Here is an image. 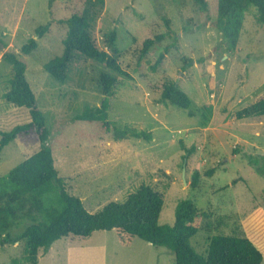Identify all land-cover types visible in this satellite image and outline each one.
<instances>
[{
  "label": "rangeland",
  "instance_id": "rangeland-1",
  "mask_svg": "<svg viewBox=\"0 0 264 264\" xmlns=\"http://www.w3.org/2000/svg\"><path fill=\"white\" fill-rule=\"evenodd\" d=\"M87 7L94 9L89 0H0V38L4 41L0 50L19 51L30 37L38 40L37 49L24 55L26 77L52 131L49 144L67 191L97 213L108 202H124L142 184L149 185L164 195L158 220L164 226L175 223L177 203L191 199L206 215L203 228L190 239L202 256L208 253L209 237L244 235L245 217L264 207V174L244 151L235 152L243 147L253 155H264V116H235L237 110L264 97V24L256 21L255 7L246 13L238 44L231 50L214 24L213 1L203 11L193 0H105L91 31L97 45L111 53L104 36L117 30L118 62L130 75H117L109 119L150 131V141L135 137L115 140L101 132L97 121L73 120L86 107L101 104L99 80L109 70L106 64L77 55L65 82L44 69L47 61L64 51L67 25L62 19ZM165 18L170 20L172 32L168 33ZM48 22L51 31L38 37L36 27ZM159 33L166 36L139 61L143 41ZM164 52L163 63L153 70ZM183 56L193 60L186 69ZM12 73L11 65L1 61L2 131L31 119L28 108L16 106L2 95ZM167 80L176 81L190 96L188 109L160 101L161 85ZM61 119L65 122L58 124ZM182 143L196 146L186 163ZM39 147L40 142L33 138L10 142L0 153V176ZM211 169L214 173L208 174ZM195 170L200 182L192 187ZM46 199L49 203V197ZM24 255L23 241L0 245V264H30ZM174 262L175 255L167 247L140 238L123 246L115 230H99L86 238L63 237L47 252L40 249L38 264Z\"/></svg>",
  "mask_w": 264,
  "mask_h": 264
},
{
  "label": "trees",
  "instance_id": "trees-1",
  "mask_svg": "<svg viewBox=\"0 0 264 264\" xmlns=\"http://www.w3.org/2000/svg\"><path fill=\"white\" fill-rule=\"evenodd\" d=\"M193 1L203 11H208L213 1L217 16L214 24L222 32L231 50L238 44L245 15L251 7L256 9V21L264 24V0ZM89 2L96 11L87 7L62 19L67 25L66 34L62 38L64 51L47 61L44 69L56 80L65 82L69 76L70 65L77 55L106 64L109 70L103 71L99 80L103 95L101 104L86 107L83 112L75 115L73 120L97 121L101 132L115 140L135 137L150 141L153 139L150 131L109 119L117 75H130L118 62L121 55L116 46L117 30L113 29L104 36L111 53L97 45L91 31L98 11L105 6V0ZM165 22L168 33L172 32L170 20L165 18ZM50 31L51 22L35 29L36 35L41 38ZM165 36L166 33H159L146 38L138 51V60L141 61L149 54ZM174 40L176 42V39ZM0 43H4L1 38ZM37 47L38 40L30 37L19 51L7 50L2 55V61L11 65L13 71L9 79L10 88L3 96L16 106L28 108L31 119L29 122L15 125L8 131L0 130V153L16 138L36 139L40 142V147L0 176V245L23 241L24 258L30 264H38L40 249L47 252L58 239L69 235L86 238L95 231L115 230L119 243L123 246H131L136 238H140L154 246L167 247L175 255L174 264H263L264 207L255 208L245 217L244 235L215 234L209 237L208 253L202 256L195 252L190 239L203 228L206 215L197 210L191 199L180 200L175 209V223L172 226H164L158 223L164 205V195L149 185L142 184L130 193L124 202H108L97 213L90 212L80 197L70 194L55 167L53 150L49 144L52 131L46 126L44 112L38 107L26 77L24 55L32 53ZM164 58L165 52L160 54L152 69L156 70ZM182 58L185 62L183 69L193 63L191 58ZM160 101L183 109L192 105L190 96L174 80H167L161 85ZM235 116L237 119L264 116V97L237 110ZM62 122L65 120H58V124ZM182 148L186 152L183 155L186 163L196 146L187 147L182 143ZM243 151L257 170L264 174V155H253L243 147L235 152ZM212 173L214 169L208 171V174ZM199 182L200 174L195 170L191 186L197 187ZM46 196L50 199L49 203Z\"/></svg>",
  "mask_w": 264,
  "mask_h": 264
},
{
  "label": "crops",
  "instance_id": "crops-1",
  "mask_svg": "<svg viewBox=\"0 0 264 264\" xmlns=\"http://www.w3.org/2000/svg\"><path fill=\"white\" fill-rule=\"evenodd\" d=\"M3 53H4V51L0 50V62L2 61V55H3ZM9 88H10V85H9V87H7V90H8ZM7 90H5L4 92H6ZM3 94H4V93H2V95H3ZM93 233H94V232H93ZM93 233H92V234H93ZM91 236H92V235H90L89 237H91ZM58 240H59V239H58ZM56 241H57V240H56ZM52 245H53V244H52ZM51 248H52V246H51ZM51 248H50V249H51ZM50 249H49V250H50Z\"/></svg>",
  "mask_w": 264,
  "mask_h": 264
}]
</instances>
